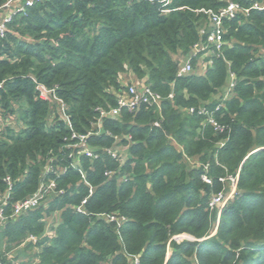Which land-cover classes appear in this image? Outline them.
<instances>
[{
  "label": "trees",
  "instance_id": "16d2710c",
  "mask_svg": "<svg viewBox=\"0 0 264 264\" xmlns=\"http://www.w3.org/2000/svg\"><path fill=\"white\" fill-rule=\"evenodd\" d=\"M228 3L246 13L223 21L221 50L204 59V73L190 57L193 71L178 76L204 39L199 11ZM257 5L264 0H41L11 14L0 37V194L10 180L1 264H12L8 254L18 264H264ZM134 84L158 103L108 117ZM79 135L96 159L69 147ZM235 175L236 193L218 214L211 198ZM49 180L44 205L10 217ZM183 235L190 239H173Z\"/></svg>",
  "mask_w": 264,
  "mask_h": 264
},
{
  "label": "built area",
  "instance_id": "2783aa9c",
  "mask_svg": "<svg viewBox=\"0 0 264 264\" xmlns=\"http://www.w3.org/2000/svg\"><path fill=\"white\" fill-rule=\"evenodd\" d=\"M38 2H41V0H8L2 7L3 11L0 12V37H2L5 32L6 24L9 21L11 14H14L15 12H20L25 7L31 6L34 3ZM257 7L264 9V5H257ZM199 12L204 14L207 19V25L199 29V35L201 38L204 37V39L197 42L192 47L188 58L184 59V61L180 63L177 75L181 77L188 75L193 71L190 63V57L197 58L198 67L202 65L204 69L203 72H205L206 67L210 65L211 62H206L204 61V59L210 56L213 52H219L224 45L223 35L225 33V30L223 28V21L234 19L238 13H246V11L242 12L239 6L234 3H228L226 6H224L217 12H212L210 10H200ZM232 86L233 82L230 80L229 87L225 91V97L228 96V93ZM39 90L41 91L40 97L42 99L50 98L51 95L49 90H46L42 87L39 88ZM158 101L159 96L153 94L148 88L136 87L135 85H132L127 87L126 91H124L122 94L117 95V108L111 110L107 114V116L115 117L118 114V111L122 108L131 111L138 108L140 104H157ZM208 121L215 127V130H220V128L215 123H213L212 120ZM74 137L75 135H72V139H74ZM76 138L78 140L77 143L69 147L77 149L79 155H83L90 159H96L97 156L87 149V146L85 144V136L79 135ZM107 152L113 158L115 157V153L111 151ZM58 172H61V170L59 169ZM104 175L108 177L110 176V173L106 172ZM202 180L205 183H209V180L205 177H203ZM220 181L225 184L226 188H228V191H222L214 195L209 203V208L211 210L217 209L218 214L220 213L221 209L225 206V204L229 200H231L236 193L237 175L227 176L224 179H220ZM5 184L8 188L3 194H0V225L7 219V215L4 214V206H6V203L9 200L7 192L10 189V180L8 178L5 179ZM54 188L55 183L53 182V180H49V182L46 184H41L35 194L12 205V208L10 210V217H17L25 212L32 211L38 208L41 204L44 205L46 203V197L51 194ZM83 204H85V201L82 202V205ZM77 211L80 212V209L78 208ZM106 220L113 221L114 218L112 216H108ZM51 223L52 222L50 221L47 222L45 229V234L48 236L51 235V230L49 229ZM180 238L188 239L185 236H176L173 239L178 242ZM28 241L35 242V239L33 237H29L24 243ZM133 264H138V261L135 260Z\"/></svg>",
  "mask_w": 264,
  "mask_h": 264
},
{
  "label": "rangeland",
  "instance_id": "374dc122",
  "mask_svg": "<svg viewBox=\"0 0 264 264\" xmlns=\"http://www.w3.org/2000/svg\"><path fill=\"white\" fill-rule=\"evenodd\" d=\"M182 59V58H180ZM180 61H184V59L180 60ZM135 85V84H134ZM136 86V85H135ZM122 153V155L124 154L123 150L121 148H117V152ZM53 220V219H52ZM50 229V227H49ZM183 237V236H182ZM183 240L182 238L179 239V241ZM8 258L10 259V261L12 262V264H18L20 262V259L18 261H15L13 258H11V254H8ZM22 260V259H21Z\"/></svg>",
  "mask_w": 264,
  "mask_h": 264
},
{
  "label": "crops",
  "instance_id": "0c3cea01",
  "mask_svg": "<svg viewBox=\"0 0 264 264\" xmlns=\"http://www.w3.org/2000/svg\"><path fill=\"white\" fill-rule=\"evenodd\" d=\"M203 71H204L203 66H202V65L199 66V67H198V72H199L200 74H202V73H204Z\"/></svg>",
  "mask_w": 264,
  "mask_h": 264
},
{
  "label": "clouds",
  "instance_id": "9594fccd",
  "mask_svg": "<svg viewBox=\"0 0 264 264\" xmlns=\"http://www.w3.org/2000/svg\"><path fill=\"white\" fill-rule=\"evenodd\" d=\"M184 236V235H183ZM185 237H187V236H185ZM188 239H190L189 237H187Z\"/></svg>",
  "mask_w": 264,
  "mask_h": 264
}]
</instances>
